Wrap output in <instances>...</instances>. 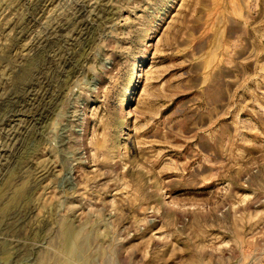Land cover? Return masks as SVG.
<instances>
[{
  "label": "rangeland",
  "instance_id": "obj_1",
  "mask_svg": "<svg viewBox=\"0 0 264 264\" xmlns=\"http://www.w3.org/2000/svg\"><path fill=\"white\" fill-rule=\"evenodd\" d=\"M0 149V264H264V0H0Z\"/></svg>",
  "mask_w": 264,
  "mask_h": 264
},
{
  "label": "bare ground",
  "instance_id": "obj_2",
  "mask_svg": "<svg viewBox=\"0 0 264 264\" xmlns=\"http://www.w3.org/2000/svg\"><path fill=\"white\" fill-rule=\"evenodd\" d=\"M83 3V2H81ZM84 6V5H83ZM80 7V6H79ZM9 117V116H8ZM9 121V120H8ZM7 121V122H8ZM11 121V120H10ZM5 123V122H4ZM9 126V125H8ZM11 141V140H10ZM1 150V149H0ZM69 229V228H68ZM67 230V229H66ZM71 232V231H70ZM1 235V234H0ZM74 235V234H73ZM6 240V239H5ZM10 240V239H9ZM73 240L74 238L72 237V234H69L68 231H65V233L63 234V242L66 245V252L69 255H72L74 252V246H73ZM13 245V244H12ZM3 248V247H2Z\"/></svg>",
  "mask_w": 264,
  "mask_h": 264
}]
</instances>
